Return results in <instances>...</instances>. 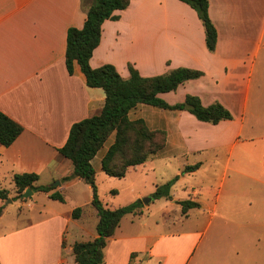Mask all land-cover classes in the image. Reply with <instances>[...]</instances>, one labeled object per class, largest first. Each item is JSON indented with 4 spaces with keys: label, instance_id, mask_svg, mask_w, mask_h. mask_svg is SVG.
<instances>
[{
    "label": "crops",
    "instance_id": "1",
    "mask_svg": "<svg viewBox=\"0 0 264 264\" xmlns=\"http://www.w3.org/2000/svg\"><path fill=\"white\" fill-rule=\"evenodd\" d=\"M92 1L0 0V111L24 128L10 147L0 144V190H11L7 184H14L16 174L34 173L39 185L54 186L51 192H61L65 198L59 202L38 192L27 201L19 199L29 214L20 227L0 234L1 264H75L73 245L97 237L94 229L99 218L92 206L91 187L78 177L63 181L72 175L73 165L59 152L72 126L99 114L105 103L101 89L87 86L80 66L76 63L70 75L65 62L68 30L84 26ZM209 3L218 32L213 53L206 47L205 29L197 13L181 0H132L126 10L115 12L118 20L103 23L100 44L90 60L92 68L111 64L125 79L130 75L129 64L143 77L181 67L199 70L204 73L201 78L159 96L170 105L184 103L187 96L199 98L204 107L219 102L234 117L213 125L199 121L189 110L147 104L130 110L131 121L143 120L149 130L165 132L166 143L121 179L156 161L165 166L177 161L183 165L147 191L134 187L129 204L179 176L170 199L154 200L122 218L107 241L105 264H135L138 260L142 264H252L248 260H252L254 247L245 233L249 224L240 213L243 210L244 214L242 205L234 201L219 204V200L230 172L236 176L234 185L252 178L243 170L247 160L254 158L264 169V137L254 140L243 135L252 105L254 58L264 34V0ZM254 11L259 20L255 40L248 36ZM115 139L113 133L91 161L97 186L99 176L119 179L108 176L102 166ZM226 151L229 154L223 155ZM233 158L234 170L230 171ZM195 165H199L196 171L183 174L186 167ZM70 200L69 208L51 204L66 206ZM183 201L200 206L184 213ZM1 206L0 224L7 211L0 200ZM54 206L59 210L44 211ZM75 208L82 209L78 219L72 216ZM213 226L215 240L209 236ZM263 253L259 251V259Z\"/></svg>",
    "mask_w": 264,
    "mask_h": 264
},
{
    "label": "trees",
    "instance_id": "2",
    "mask_svg": "<svg viewBox=\"0 0 264 264\" xmlns=\"http://www.w3.org/2000/svg\"><path fill=\"white\" fill-rule=\"evenodd\" d=\"M132 0H93L87 8V19L82 28H70L67 35L66 68L70 75L74 73L77 63L85 75L87 86L101 89L105 94V103L99 114L75 123L69 133L66 144L59 150L61 155L70 160L73 173L63 179L69 181L80 178L91 187L92 206L99 218L96 226L97 237L92 241L76 242L73 245L75 264H105V248L107 241L119 227L122 218L131 213H137L144 206L142 200L110 209L105 206L99 197L96 182V171L92 166V159L107 142L109 137L116 133L114 144L103 159V171L110 177L124 178L128 169L145 164L157 154L166 143V134L162 131H151L143 120L131 121L129 112L139 104H147L162 109L186 110L185 105L193 106L189 110L199 121L213 125L221 121L233 120V114L221 103L216 102L204 107L197 97L187 96L184 103L170 105L159 95L176 91L181 85L190 80L201 78L204 73L191 68H177L169 73L154 77H143L137 69L129 64L130 75L123 78L116 67L111 64L99 68H92L90 60L95 49L99 46L102 35V26L106 20H118L116 11L126 10ZM189 5L201 20L206 36V47L215 52L218 42V32L210 14L209 0H181ZM24 128L16 121L0 111V144L10 147L23 133ZM199 165L188 166L184 173L194 172ZM179 176L162 184L151 195L153 200L171 198L170 190ZM39 176L34 173L16 174L13 178L16 196L13 200L22 199L27 189L33 193L43 192L49 198L65 202L61 192H51L56 188L50 185H39ZM9 191L0 190V200L9 199ZM116 193V192H113ZM183 212L197 208L199 203L192 201L180 202ZM81 208L73 210L74 219L80 218ZM3 206L0 207V216ZM1 264V261H0Z\"/></svg>",
    "mask_w": 264,
    "mask_h": 264
},
{
    "label": "rangeland",
    "instance_id": "3",
    "mask_svg": "<svg viewBox=\"0 0 264 264\" xmlns=\"http://www.w3.org/2000/svg\"><path fill=\"white\" fill-rule=\"evenodd\" d=\"M256 6V2L253 4ZM256 11H254L255 13ZM258 19L255 13V16L252 21L251 28L249 29L248 36L250 39L255 40L258 37ZM261 48L255 59V72L252 79V91H251V100L252 105L250 107V114L248 115V126L244 131V137L248 139H261L264 137V34L262 37ZM241 52H237L236 55H240ZM253 123V127H250ZM238 153V150L236 151ZM229 154V151L223 153V155ZM148 163L146 169H139L137 173L130 171L129 175L125 179H109L105 175V179L99 176L98 186H99V196L100 198L109 206L110 208H119L125 205H128L133 200V191L134 187L139 189V191H147L152 186V183H160L163 180L169 179L171 174L176 171L178 165L183 162H175L172 166H165L160 164L158 161ZM263 163V160H262ZM235 164V158L231 163V170L233 171ZM262 167V169H261ZM155 168V170L153 169ZM243 170L250 174L252 178L248 177L243 182H238L234 185V176L233 172H230V178H227L224 187V194L219 200V204H225L229 201H234L242 205L240 212L244 219L248 221V227L245 230V233L251 239L253 248L252 260H248L252 264H264V253L261 256L262 259H259V251L263 250L264 252V169L263 164L259 166L258 162L253 158L252 160H247L244 163ZM219 168L216 172H219ZM262 172V173H261ZM229 173V172H228ZM147 174V175H146ZM207 180H210L209 177ZM158 181V182H157ZM165 182V181H164ZM217 182V181H216ZM214 182V183H216ZM56 184V183H55ZM54 184V185H55ZM7 187H11L9 190V199L2 201L6 207V215L3 219V223L0 224V234L9 231L13 227H20L22 225L23 219H26L29 212L27 205L20 207L19 199L13 200L15 198V188L11 184H7ZM216 188L218 187L215 186ZM117 192L114 194L113 192ZM141 197V200L144 204L146 201L149 205L152 201L151 195L148 192ZM42 196V195H40ZM232 196L234 198H232ZM32 195L29 197L31 198ZM29 198L25 199L27 201ZM151 198V200H150ZM232 198V199H231ZM157 200V199H156ZM53 205H60L62 208L71 207V200L69 204L64 206L59 203H51ZM158 204V203H157ZM39 209V208H38ZM76 209V208H75ZM59 208L54 206L53 210L46 208L48 214L57 211ZM94 231H96L94 229ZM97 232V231H96ZM210 239L215 240L216 233L214 232V226L212 227L209 233ZM141 262L138 260L135 263ZM142 264V262H141Z\"/></svg>",
    "mask_w": 264,
    "mask_h": 264
},
{
    "label": "water",
    "instance_id": "4",
    "mask_svg": "<svg viewBox=\"0 0 264 264\" xmlns=\"http://www.w3.org/2000/svg\"><path fill=\"white\" fill-rule=\"evenodd\" d=\"M185 109L186 110H191V109H193V106L192 105H189V104H186L185 105ZM31 195H33V191L31 189H27L26 192L22 195V198L27 199ZM150 200H151V198H150ZM144 204H148V203L146 201H144Z\"/></svg>",
    "mask_w": 264,
    "mask_h": 264
},
{
    "label": "built area",
    "instance_id": "5",
    "mask_svg": "<svg viewBox=\"0 0 264 264\" xmlns=\"http://www.w3.org/2000/svg\"><path fill=\"white\" fill-rule=\"evenodd\" d=\"M135 264H141V262L135 263Z\"/></svg>",
    "mask_w": 264,
    "mask_h": 264
}]
</instances>
